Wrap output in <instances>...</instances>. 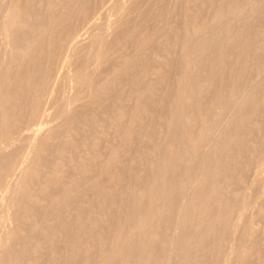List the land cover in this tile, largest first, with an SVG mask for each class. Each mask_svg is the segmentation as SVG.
Instances as JSON below:
<instances>
[{
  "label": "rangeland",
  "instance_id": "1",
  "mask_svg": "<svg viewBox=\"0 0 264 264\" xmlns=\"http://www.w3.org/2000/svg\"><path fill=\"white\" fill-rule=\"evenodd\" d=\"M246 2L0 0V264H264Z\"/></svg>",
  "mask_w": 264,
  "mask_h": 264
},
{
  "label": "bare ground",
  "instance_id": "2",
  "mask_svg": "<svg viewBox=\"0 0 264 264\" xmlns=\"http://www.w3.org/2000/svg\"><path fill=\"white\" fill-rule=\"evenodd\" d=\"M245 11L244 13L245 14H249L251 11L255 10V9H258L260 7V4L257 5L256 3L253 2V0H247L246 4H245ZM178 7V6H176ZM140 13V12H139ZM237 17H240L242 19H245L246 18V15H244L241 11H235L233 16H232V19H235ZM45 19V18H44ZM46 20V19H45ZM244 22V21H243ZM127 37V36H126ZM132 40V39H131ZM24 43V42H23ZM147 50V49H146ZM124 55V54H123ZM137 55V54H136ZM175 56V54L173 55ZM134 60V58H132ZM161 67V66H160ZM123 70V69H122ZM149 76V75H148ZM1 118V117H0ZM69 124V123H68ZM69 128V127H68ZM72 134V133H71ZM230 146V144L228 145V147ZM77 155V154H76ZM212 156V155H211ZM203 165V164H202ZM259 170V169H258ZM202 171V170H201ZM159 183V182H158ZM25 188V186H24ZM242 200V199H241ZM214 201V200H213ZM8 202V201H7ZM242 206V205H241ZM182 207V206H181ZM243 207V206H242ZM188 240V239H187ZM133 253V252H132Z\"/></svg>",
  "mask_w": 264,
  "mask_h": 264
}]
</instances>
